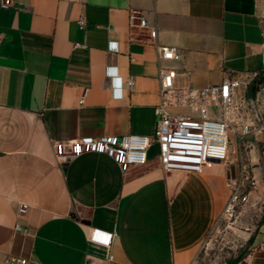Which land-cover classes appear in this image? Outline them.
I'll return each instance as SVG.
<instances>
[{
  "label": "crops",
  "instance_id": "obj_1",
  "mask_svg": "<svg viewBox=\"0 0 264 264\" xmlns=\"http://www.w3.org/2000/svg\"><path fill=\"white\" fill-rule=\"evenodd\" d=\"M2 1L0 264L10 256L40 264H196L239 170L226 163L202 174L166 173L158 144L145 166L127 171L95 153L61 164L54 145L152 136L162 68L177 72L176 87L196 89L219 85L232 71L241 102L264 76V0H11L10 8ZM132 12L158 29L155 42L130 23ZM159 45L178 47L180 59H161ZM256 109L264 114V87ZM251 114L244 107L241 117ZM245 141L264 194V152L255 151L264 135ZM248 244L238 264H264V219Z\"/></svg>",
  "mask_w": 264,
  "mask_h": 264
},
{
  "label": "built area",
  "instance_id": "obj_2",
  "mask_svg": "<svg viewBox=\"0 0 264 264\" xmlns=\"http://www.w3.org/2000/svg\"><path fill=\"white\" fill-rule=\"evenodd\" d=\"M2 7H12L11 0H3ZM138 22V27L147 31L151 42L158 37V29L151 26L136 12L130 15V23ZM83 24V23H82ZM0 35V39H1ZM160 58L166 61H176L181 57L178 47L159 45ZM264 60V45H263ZM177 72L162 68L159 73L160 104L156 107V127L152 136L146 135H106L101 137H79L61 140L55 143L56 158L61 164H66L76 157L87 154H104L112 158L123 171L130 168L143 167L148 163V152L153 144L160 147V164L166 173L180 172L185 174H202L212 170L217 164H226L232 154L230 134H233L245 150L251 149L246 143L250 135H264V114L254 113L249 101L248 92L241 102L236 100V91L240 83L228 71L223 82L201 89L193 87H176ZM260 79L258 75L254 80ZM122 80L115 78L117 95L120 94ZM132 81L126 82L128 87ZM249 90V89H248ZM85 101V95L81 104ZM251 109V119L241 117L242 110ZM190 109L189 114H183L181 109ZM217 108L218 113L212 116L211 109ZM259 118V122L255 120ZM259 182L251 167L241 164L238 175L230 183V196L222 212L226 219H232L243 206L250 202L251 194L258 190ZM28 207L21 205L19 215L27 213ZM17 231H24L16 226ZM111 234L109 242L114 238ZM5 264H40L26 258L10 256Z\"/></svg>",
  "mask_w": 264,
  "mask_h": 264
},
{
  "label": "rangeland",
  "instance_id": "obj_3",
  "mask_svg": "<svg viewBox=\"0 0 264 264\" xmlns=\"http://www.w3.org/2000/svg\"><path fill=\"white\" fill-rule=\"evenodd\" d=\"M256 121H260L255 117ZM232 142V154L226 164L229 169H240L241 164L249 165L253 162L251 150H245L243 144H239L237 138L230 134ZM259 156L264 152V144L257 145ZM259 151V152H258ZM251 153V154H250ZM252 158V162L248 160ZM255 161V160H254ZM262 166V158L260 160ZM264 219V194L258 190L251 194L250 202L239 209L232 219H226L219 215L216 225L203 245L196 264H234L243 259L249 249L250 236L259 229Z\"/></svg>",
  "mask_w": 264,
  "mask_h": 264
},
{
  "label": "water",
  "instance_id": "obj_4",
  "mask_svg": "<svg viewBox=\"0 0 264 264\" xmlns=\"http://www.w3.org/2000/svg\"><path fill=\"white\" fill-rule=\"evenodd\" d=\"M264 87V76L256 81H254L251 86L249 87L248 90V101L249 104L252 108V110L254 111V113H256V96H257V92Z\"/></svg>",
  "mask_w": 264,
  "mask_h": 264
},
{
  "label": "trees",
  "instance_id": "obj_5",
  "mask_svg": "<svg viewBox=\"0 0 264 264\" xmlns=\"http://www.w3.org/2000/svg\"><path fill=\"white\" fill-rule=\"evenodd\" d=\"M234 264H238V263L236 262V263H234Z\"/></svg>",
  "mask_w": 264,
  "mask_h": 264
}]
</instances>
